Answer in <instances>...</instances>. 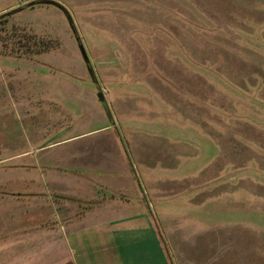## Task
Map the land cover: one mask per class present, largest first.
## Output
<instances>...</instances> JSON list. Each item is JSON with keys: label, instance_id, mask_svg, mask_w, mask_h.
<instances>
[{"label": "rangeland", "instance_id": "rangeland-1", "mask_svg": "<svg viewBox=\"0 0 264 264\" xmlns=\"http://www.w3.org/2000/svg\"><path fill=\"white\" fill-rule=\"evenodd\" d=\"M71 146L103 190L78 227L136 202L148 228L109 227L146 264H264V0H0V243ZM52 199L36 231L74 227Z\"/></svg>", "mask_w": 264, "mask_h": 264}, {"label": "crops", "instance_id": "crops-1", "mask_svg": "<svg viewBox=\"0 0 264 264\" xmlns=\"http://www.w3.org/2000/svg\"><path fill=\"white\" fill-rule=\"evenodd\" d=\"M73 138L50 143L43 149L71 141ZM64 150L65 154L60 156H44V159L50 162L61 161V167L59 164L55 165L56 162L49 166H43V176H40L41 183L35 185L31 182L14 191L13 196L17 197L11 199L17 201L20 199L18 198L19 192L25 194L27 221L28 224L34 225L31 233H22L18 237L15 235L10 242L0 243V264H61V259H59L61 256L67 259V262L69 257L73 264H139V261L146 264L145 259H149V251L144 248L146 236L115 235L109 227L113 224L118 226L143 224L148 228L150 220L145 214V210L142 212L136 202L133 208L130 202L127 203L130 205L129 209L133 210L127 216L119 215L104 221L103 229H97L95 225L78 227V224L86 218L82 217L79 210L84 207L89 208L88 217L91 218L95 204L92 201L98 193H103V190L81 187L83 177L85 175L92 176V172L88 174L89 166L81 162L78 147L71 146ZM115 178H117L116 174ZM90 184H92L91 181ZM87 186L89 187L88 184ZM134 192L137 194L135 189ZM113 194L118 195L119 191H115ZM51 196L54 198L52 203L57 207L58 216L63 220V224H72L74 227L61 231L60 226L52 228L43 225L46 223V219L42 218L37 223L40 227L37 231L35 230L36 209L38 215H42L40 207L43 200H47ZM48 204L50 205L51 202L49 201ZM29 221L31 222L29 223ZM89 221H91L89 224L95 223L91 219ZM156 235L152 232L147 234L152 241ZM131 237H134L133 242L123 243L124 240L129 241ZM158 256H161V252L158 253Z\"/></svg>", "mask_w": 264, "mask_h": 264}, {"label": "water", "instance_id": "water-1", "mask_svg": "<svg viewBox=\"0 0 264 264\" xmlns=\"http://www.w3.org/2000/svg\"><path fill=\"white\" fill-rule=\"evenodd\" d=\"M99 99L101 100V97L99 96Z\"/></svg>", "mask_w": 264, "mask_h": 264}]
</instances>
